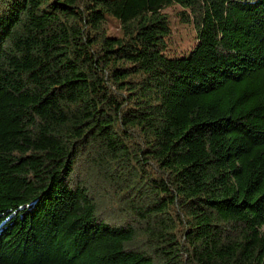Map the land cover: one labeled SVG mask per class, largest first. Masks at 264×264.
<instances>
[{
    "label": "trees",
    "instance_id": "1",
    "mask_svg": "<svg viewBox=\"0 0 264 264\" xmlns=\"http://www.w3.org/2000/svg\"><path fill=\"white\" fill-rule=\"evenodd\" d=\"M0 264H264V0H0Z\"/></svg>",
    "mask_w": 264,
    "mask_h": 264
},
{
    "label": "rangeland",
    "instance_id": "2",
    "mask_svg": "<svg viewBox=\"0 0 264 264\" xmlns=\"http://www.w3.org/2000/svg\"><path fill=\"white\" fill-rule=\"evenodd\" d=\"M175 39L176 46H171L169 48L171 56H177L178 54L181 55L185 53L188 55L195 46V41L190 35L188 28L177 26L175 32Z\"/></svg>",
    "mask_w": 264,
    "mask_h": 264
}]
</instances>
